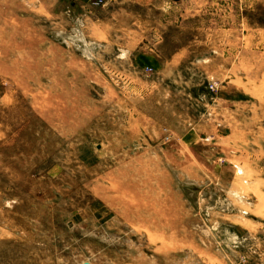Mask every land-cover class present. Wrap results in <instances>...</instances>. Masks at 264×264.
<instances>
[{"label":"rangeland","instance_id":"rangeland-1","mask_svg":"<svg viewBox=\"0 0 264 264\" xmlns=\"http://www.w3.org/2000/svg\"><path fill=\"white\" fill-rule=\"evenodd\" d=\"M35 2L0 5V264H264V0Z\"/></svg>","mask_w":264,"mask_h":264},{"label":"crops","instance_id":"crops-1","mask_svg":"<svg viewBox=\"0 0 264 264\" xmlns=\"http://www.w3.org/2000/svg\"><path fill=\"white\" fill-rule=\"evenodd\" d=\"M24 1V9H30L31 5H26V2L27 0H19L18 2H23ZM29 1V0H28ZM36 1L35 3H38V5L42 4L43 7H44V12H45V17L47 18H50V20H52L53 18V11H54V8H53V2L54 1H75L77 2L78 0H34ZM95 0H82V2H93ZM17 0H0V5L2 4V10H3V14L1 15V17H6L9 15V17L13 14H21V15H25L27 13L24 12V9L21 10L20 8V3L18 4V6H16ZM13 6L14 7V10L13 11H10V8H6L7 6ZM39 7V6H38ZM37 5H34V10L38 8ZM7 12V13H5ZM13 12V13H12ZM34 14V13H33ZM36 15H34V18H35ZM142 56V55H141ZM82 263H85V262H82ZM81 263V264H82Z\"/></svg>","mask_w":264,"mask_h":264},{"label":"water","instance_id":"water-1","mask_svg":"<svg viewBox=\"0 0 264 264\" xmlns=\"http://www.w3.org/2000/svg\"><path fill=\"white\" fill-rule=\"evenodd\" d=\"M173 1H178V0H173ZM82 264H90V263H88V262H85V263H82Z\"/></svg>","mask_w":264,"mask_h":264}]
</instances>
